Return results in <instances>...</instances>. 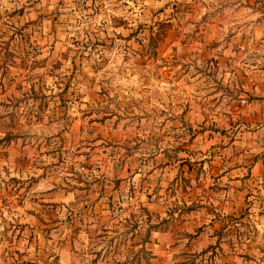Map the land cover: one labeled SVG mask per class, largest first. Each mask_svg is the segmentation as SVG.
I'll list each match as a JSON object with an SVG mask.
<instances>
[{"label":"rangeland","instance_id":"obj_1","mask_svg":"<svg viewBox=\"0 0 264 264\" xmlns=\"http://www.w3.org/2000/svg\"><path fill=\"white\" fill-rule=\"evenodd\" d=\"M260 87L264 0H0V264H264Z\"/></svg>","mask_w":264,"mask_h":264},{"label":"crops","instance_id":"obj_2","mask_svg":"<svg viewBox=\"0 0 264 264\" xmlns=\"http://www.w3.org/2000/svg\"><path fill=\"white\" fill-rule=\"evenodd\" d=\"M263 81V80H262ZM257 87V86H256ZM262 90V96H264V88L260 87V91ZM27 145H21V144H13L7 143L6 145H0V168L4 167V164L7 163V165H12L13 167L17 168V165L20 163L19 159H16L15 161L11 158L12 154L16 151L17 155H20V150H28L26 148ZM22 151V152H23ZM8 152V160L5 158L6 154ZM10 163V164H8Z\"/></svg>","mask_w":264,"mask_h":264}]
</instances>
